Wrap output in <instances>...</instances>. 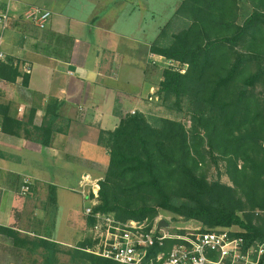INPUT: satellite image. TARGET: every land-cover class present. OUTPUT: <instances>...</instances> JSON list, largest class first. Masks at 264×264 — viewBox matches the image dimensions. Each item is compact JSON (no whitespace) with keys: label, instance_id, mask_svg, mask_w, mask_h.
<instances>
[{"label":"trees","instance_id":"trees-1","mask_svg":"<svg viewBox=\"0 0 264 264\" xmlns=\"http://www.w3.org/2000/svg\"><path fill=\"white\" fill-rule=\"evenodd\" d=\"M243 1L251 12L241 19V0H182L160 31L150 52L178 68L163 70L156 95L166 109L183 112L189 127L135 112L113 131H100L97 145L109 162L94 214L151 222L161 211L198 222L201 232L237 227L241 232L232 237L242 238L245 247L264 242V0ZM175 23L183 27L165 45ZM19 63L9 56L0 61V81L14 85L21 79L26 89L29 74ZM58 110L49 100L40 127L32 125L31 110L28 130L11 105H0V131L50 148ZM220 166L230 185L208 180L207 170ZM54 193L51 187L47 204H55ZM0 234L15 248H42L44 264H56L59 247L50 238L36 235L29 243L1 227ZM90 247L87 239L70 252L72 263L117 264L85 252Z\"/></svg>","mask_w":264,"mask_h":264},{"label":"crops","instance_id":"crops-1","mask_svg":"<svg viewBox=\"0 0 264 264\" xmlns=\"http://www.w3.org/2000/svg\"><path fill=\"white\" fill-rule=\"evenodd\" d=\"M127 1L130 0L56 2L41 8L51 13L45 30L16 20L6 32V56L21 61L30 72L26 89L21 79L14 85L0 81V103L11 105L16 119L27 125L28 130L31 110L35 111L34 127L42 125L49 100H56L59 110L50 148H43L23 136L0 134L6 138L0 144V150L6 154L0 159L1 228L21 234L9 222L16 208L15 196L22 181L28 178L36 186L32 194L34 201L44 208L40 216L43 229H46L47 216L50 214L54 219V210L59 205L65 207V220L59 226L54 221L48 227L52 235L42 233L43 236L65 247L83 241L87 219L80 213L85 206L80 182L85 176L100 181L109 162L106 150L97 145L99 133L113 131L128 114L146 115L147 107L153 105L149 101L158 100L156 93L167 61L152 54L150 46L182 2L156 33L139 39L136 32L145 34L143 21L134 20L133 15L140 10L137 6L125 9ZM27 7L32 6L14 0L11 12L19 16ZM123 16L130 18L127 23L130 31L114 28L113 24L121 22ZM15 26L21 27L17 30L19 33ZM57 42H61L59 46ZM39 159L48 161L49 167H57V175L63 167L75 168L74 172L70 170L73 180L60 184L40 177ZM51 187L55 192L54 205L47 204V189ZM75 199L78 208L72 207L77 204ZM50 219L51 216L49 222ZM10 244L6 234H0V264H21L11 258L14 248Z\"/></svg>","mask_w":264,"mask_h":264},{"label":"built area","instance_id":"built-area-1","mask_svg":"<svg viewBox=\"0 0 264 264\" xmlns=\"http://www.w3.org/2000/svg\"><path fill=\"white\" fill-rule=\"evenodd\" d=\"M13 3L14 0H0V61L6 57V32L14 21L43 31L51 19L50 12L33 6L27 7L19 16L13 15ZM166 64L172 63L167 61ZM22 71L30 72L29 67ZM98 182L89 176L80 182V193L86 204L84 216L93 220L87 230L92 247L85 252L89 254L117 264H260L264 257V242L245 247L242 238L232 237L236 233L232 229L201 232L200 229L181 227L173 222V218L160 214L151 222H120L111 215L94 214ZM31 185V180L25 178L19 194L27 196ZM160 222H165L166 226L159 227Z\"/></svg>","mask_w":264,"mask_h":264},{"label":"rangeland","instance_id":"rangeland-1","mask_svg":"<svg viewBox=\"0 0 264 264\" xmlns=\"http://www.w3.org/2000/svg\"><path fill=\"white\" fill-rule=\"evenodd\" d=\"M19 1L26 3L28 6H34V7L43 8V9L47 7L49 4L52 5L56 2H60V4H63V3L67 4L69 1L79 2V0H19ZM241 1H242V4H241L240 14H241V19H244L249 15V13L251 12V9L249 5L245 3V1L243 0ZM180 2L181 0H130V1H127V3L124 6L126 7L125 9H129V8L134 9L137 6V9L140 10L139 14L133 15L134 20L140 18L143 21L142 27L145 30V34H142L140 31L136 32V36L138 35V38L140 39L144 35L150 38L152 33H154V31L156 33L158 31V27H161L162 25H164L168 21V19L172 16L173 12L178 7ZM119 5H123V4H119ZM118 16H121V12H118ZM129 20L130 18H128L127 16H123L121 22H118L117 24H113L114 28L122 32L130 31V29L127 27V23L129 22ZM182 27L183 26L180 23L173 24L170 31L167 33L165 41H163V43H166L165 45H167L168 42L170 41L171 34L176 33ZM20 28L21 27H18V28L16 26L14 27L16 31L20 30ZM12 33H13L12 35H14L15 32H12ZM15 37L20 40L18 35ZM4 51L6 55V40H5ZM19 62H20L19 63L20 71L22 73H25L22 70L24 69V67H28V66H25L24 63H22L21 61ZM174 65L176 68H178L177 64H174ZM174 65L172 63L170 66L174 67ZM170 66H167V64H165L163 65V68L167 69ZM15 90H17V88H15ZM0 97H1V94H0ZM149 103H153V105L147 107V112L145 116H147V118H149L151 121L152 119L168 118V119L182 121L187 127H189V121L187 117L184 118L185 114L183 112L180 113V112H176L173 110H168L166 109V107H164V103L161 104L159 100L157 101L155 100L152 102L149 101ZM0 105H3V104L0 103ZM0 134L2 135L3 133L0 131ZM1 135H0V144L3 142V140H6V138L1 137ZM3 135H6V134H3ZM22 136L23 134L21 133V137ZM5 157H6V154L0 150V159L5 158ZM37 162H38L37 168L40 171V173L36 172V174L38 173L40 177H43L45 179H49V178L54 179V181H57L60 184H65L73 180V175L71 171L72 172L76 171L75 168L71 169V167H63L61 168L62 173L57 175L56 171L58 168L55 166L49 167L48 161L39 159ZM207 178L209 181H216L219 179L222 183L230 185L228 178L223 174L222 166H220L219 171H217L213 167L208 169ZM34 184L35 183H33L32 181V185L30 189L31 191L27 196H21L18 190L15 196V201H14L16 208L12 211V220L9 222L10 227L16 230H19L21 232V234L19 233L20 237L25 238L26 240H28L29 243L30 241L35 240L36 235H40L42 238L47 239L45 236H43V234L49 235V236L52 235L48 229L52 227V224L54 223V221H55V224L59 226V224L63 220H65V216H64L65 207L59 205L58 209L54 210V212L56 213L54 216V219H52V215L50 214L49 216H47L48 219H47V223L45 224V227L47 230L42 228L43 226H42V221L40 219V216H41V213L44 211V208H42L43 206L42 207L40 206L41 203H37L36 201H34L32 197L33 189L35 186ZM47 191L49 192V188L47 189ZM75 202L77 204L73 205L72 207L78 208L79 205H78L77 199H75ZM81 204H83V202H81ZM82 212H83V208L80 211V213L83 215ZM159 214L164 217L173 218V222L178 223L179 226L187 228V229H200L201 230L202 228V226L198 222H195V221H185L181 217H178V216L172 217L171 214L166 213V212H161V211L159 212ZM50 216H51V219H50L51 221L49 222ZM231 229L236 233L241 232V230L238 229L237 227H234ZM87 230H88V225L86 223L84 239L82 242H84L85 240L89 238ZM48 240L51 241V239H48ZM82 242H79L77 244H72L71 247H65V246H62L56 243L59 247L58 253L56 254V261H57L56 264H76V263H72L70 252H72L74 249L76 250V248ZM35 244L37 245V242H35ZM11 245H12V242L10 246ZM30 247L32 246L27 245L28 249L25 250V249H20V247L15 248L12 245V248L14 249H12V251L10 252L11 258L16 262H21V264H44V254H45L44 250L42 248H36L32 250L33 252H31Z\"/></svg>","mask_w":264,"mask_h":264},{"label":"water","instance_id":"water-1","mask_svg":"<svg viewBox=\"0 0 264 264\" xmlns=\"http://www.w3.org/2000/svg\"><path fill=\"white\" fill-rule=\"evenodd\" d=\"M164 226H166V223L165 222H160L159 223V227H164Z\"/></svg>","mask_w":264,"mask_h":264}]
</instances>
